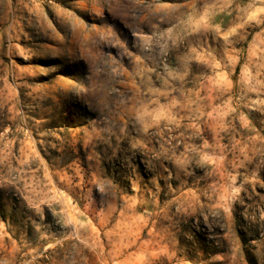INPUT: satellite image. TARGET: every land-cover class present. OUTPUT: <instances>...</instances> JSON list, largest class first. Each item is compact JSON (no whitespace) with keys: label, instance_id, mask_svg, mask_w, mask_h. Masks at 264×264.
Returning <instances> with one entry per match:
<instances>
[{"label":"rangeland","instance_id":"rangeland-1","mask_svg":"<svg viewBox=\"0 0 264 264\" xmlns=\"http://www.w3.org/2000/svg\"><path fill=\"white\" fill-rule=\"evenodd\" d=\"M0 264H264V0H0Z\"/></svg>","mask_w":264,"mask_h":264}]
</instances>
